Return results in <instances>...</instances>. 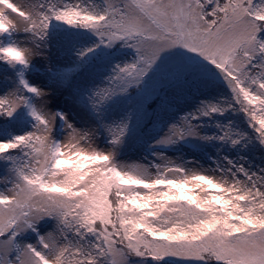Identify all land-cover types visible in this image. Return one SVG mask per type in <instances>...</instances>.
I'll return each instance as SVG.
<instances>
[{
	"label": "snow or ice",
	"instance_id": "obj_1",
	"mask_svg": "<svg viewBox=\"0 0 264 264\" xmlns=\"http://www.w3.org/2000/svg\"><path fill=\"white\" fill-rule=\"evenodd\" d=\"M0 77V264H264V0H0Z\"/></svg>",
	"mask_w": 264,
	"mask_h": 264
},
{
	"label": "rangeland",
	"instance_id": "obj_2",
	"mask_svg": "<svg viewBox=\"0 0 264 264\" xmlns=\"http://www.w3.org/2000/svg\"><path fill=\"white\" fill-rule=\"evenodd\" d=\"M47 67V65L41 66V65H36V69H35V75H37L40 78H46L44 76L45 73V68ZM194 98L192 97H188L187 100H180L179 104L183 105L185 103H194ZM189 159H191V149H186L185 153H184ZM132 159H139L141 158V155L139 153H137L136 149H132L129 151L128 154ZM257 156L259 154H256ZM201 163L204 164L205 167H208L209 164L206 162V158L205 159H201Z\"/></svg>",
	"mask_w": 264,
	"mask_h": 264
},
{
	"label": "trees",
	"instance_id": "obj_3",
	"mask_svg": "<svg viewBox=\"0 0 264 264\" xmlns=\"http://www.w3.org/2000/svg\"><path fill=\"white\" fill-rule=\"evenodd\" d=\"M3 83H4V80H3V78L2 77H0V87H2L3 86ZM159 103V102H158Z\"/></svg>",
	"mask_w": 264,
	"mask_h": 264
}]
</instances>
